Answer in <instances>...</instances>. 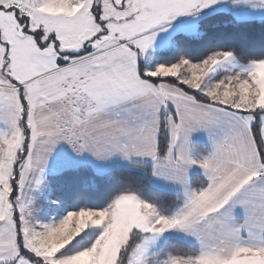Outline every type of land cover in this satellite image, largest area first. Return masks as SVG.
<instances>
[{
	"label": "snow or ice",
	"instance_id": "6c2138e0",
	"mask_svg": "<svg viewBox=\"0 0 264 264\" xmlns=\"http://www.w3.org/2000/svg\"><path fill=\"white\" fill-rule=\"evenodd\" d=\"M0 264H264V0H0Z\"/></svg>",
	"mask_w": 264,
	"mask_h": 264
}]
</instances>
